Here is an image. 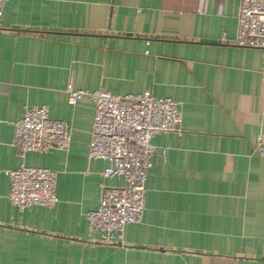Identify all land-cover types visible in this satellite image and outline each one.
Listing matches in <instances>:
<instances>
[{
    "label": "crops",
    "instance_id": "crops-1",
    "mask_svg": "<svg viewBox=\"0 0 264 264\" xmlns=\"http://www.w3.org/2000/svg\"><path fill=\"white\" fill-rule=\"evenodd\" d=\"M240 0H9L0 17V264H264V50L231 44ZM225 36L227 42H222ZM151 91L179 104L157 135L141 224L105 244L88 226L109 163L90 160L95 105L68 90ZM70 124L66 150L28 153L29 106ZM58 173V202L19 210L8 172Z\"/></svg>",
    "mask_w": 264,
    "mask_h": 264
},
{
    "label": "built area",
    "instance_id": "built-area-1",
    "mask_svg": "<svg viewBox=\"0 0 264 264\" xmlns=\"http://www.w3.org/2000/svg\"><path fill=\"white\" fill-rule=\"evenodd\" d=\"M8 1L0 0V17ZM236 21V36L231 44L264 50V0H240ZM221 41L227 42L225 36ZM67 94L71 106L84 98L94 103L88 157L109 163L104 172L106 178L125 182L121 187L103 189L98 209L87 213L89 229L102 243L123 241L126 226L141 224L144 219L154 138L165 133H180L179 104L169 98H157L151 91L116 96L98 88L92 92L68 90ZM14 129L15 146L22 158L28 153L45 154L70 146V124L52 118L44 106L26 107ZM254 152L264 161V132ZM8 175L9 200L19 210L50 207L58 202L56 171L21 165Z\"/></svg>",
    "mask_w": 264,
    "mask_h": 264
}]
</instances>
